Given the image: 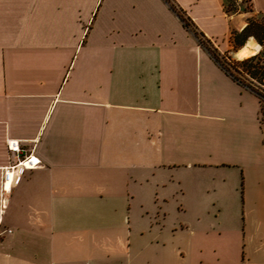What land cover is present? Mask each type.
I'll list each match as a JSON object with an SVG mask.
<instances>
[{"label":"crops","instance_id":"obj_1","mask_svg":"<svg viewBox=\"0 0 264 264\" xmlns=\"http://www.w3.org/2000/svg\"><path fill=\"white\" fill-rule=\"evenodd\" d=\"M173 1L263 50L264 0ZM0 264H264L262 102L165 0H0Z\"/></svg>","mask_w":264,"mask_h":264},{"label":"trees","instance_id":"obj_2","mask_svg":"<svg viewBox=\"0 0 264 264\" xmlns=\"http://www.w3.org/2000/svg\"><path fill=\"white\" fill-rule=\"evenodd\" d=\"M171 6V8L179 15L184 23V26L192 31L199 39L200 43L210 52L212 57L238 82L252 90L262 102V110L264 113V60H261L260 55L252 56L243 61H235L232 65V59L228 56L222 55L212 44L208 41L203 34H201L195 27L189 17L182 12L173 0H165ZM244 3H249L250 7H246L247 10L251 9L250 0H242ZM236 0H227L226 10L228 12L238 11ZM250 37H254L264 47V17L252 18L249 21L248 26L240 33H234L233 42L234 47H243ZM261 54V53H260ZM231 62V63H228ZM233 70V71H232ZM236 72L238 75H235ZM246 76H244V75ZM242 76L244 78H242ZM258 84V85H256Z\"/></svg>","mask_w":264,"mask_h":264},{"label":"built area","instance_id":"obj_3","mask_svg":"<svg viewBox=\"0 0 264 264\" xmlns=\"http://www.w3.org/2000/svg\"><path fill=\"white\" fill-rule=\"evenodd\" d=\"M9 149L12 152L21 153L20 144L17 141H10L9 142ZM40 165V161L36 159L35 157L29 155L27 157H24L20 161L17 162L16 165H11L5 170L4 174V182H3V190L4 192H7V184L12 183L14 180V169L17 166H22L25 169H33Z\"/></svg>","mask_w":264,"mask_h":264},{"label":"bare ground","instance_id":"obj_4","mask_svg":"<svg viewBox=\"0 0 264 264\" xmlns=\"http://www.w3.org/2000/svg\"><path fill=\"white\" fill-rule=\"evenodd\" d=\"M256 51V46L255 45H248L247 47H245L242 52L241 55H247L249 53H253Z\"/></svg>","mask_w":264,"mask_h":264},{"label":"rangeland","instance_id":"obj_5","mask_svg":"<svg viewBox=\"0 0 264 264\" xmlns=\"http://www.w3.org/2000/svg\"><path fill=\"white\" fill-rule=\"evenodd\" d=\"M245 1V0H244ZM244 6H246L247 8L248 7H250V5H249V3H244ZM260 55V57H261V60L263 61L264 60V47H263V50L261 51V54H259ZM232 65H233V63L235 62V60H233L232 59ZM231 62H228V63H231ZM233 71V70H232ZM234 74L235 75H238L236 72H234ZM244 75V74H243ZM244 76H246V75H244ZM242 78H244L243 76H242ZM256 85H258V84H256ZM259 86V85H258ZM260 87V86H259ZM262 89H264V86H262Z\"/></svg>","mask_w":264,"mask_h":264}]
</instances>
